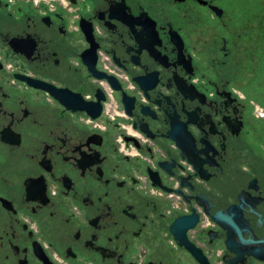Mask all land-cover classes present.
<instances>
[{
	"label": "flooded vegetation",
	"instance_id": "flooded-vegetation-1",
	"mask_svg": "<svg viewBox=\"0 0 264 264\" xmlns=\"http://www.w3.org/2000/svg\"><path fill=\"white\" fill-rule=\"evenodd\" d=\"M0 264H264V1L0 0Z\"/></svg>",
	"mask_w": 264,
	"mask_h": 264
},
{
	"label": "water",
	"instance_id": "water-1",
	"mask_svg": "<svg viewBox=\"0 0 264 264\" xmlns=\"http://www.w3.org/2000/svg\"><path fill=\"white\" fill-rule=\"evenodd\" d=\"M24 78H25V80H27L29 83L34 84L35 86H41L42 88H47V87H48L45 83H43V82H41V81H37V80H35V79H30V78H28V77H24ZM60 100H61V101L63 100V102H65L64 99H63L62 97H60ZM167 138L171 139L172 141H176V140H177L176 132H175L174 126H172V127L168 130V132H167Z\"/></svg>",
	"mask_w": 264,
	"mask_h": 264
},
{
	"label": "rangeland",
	"instance_id": "rangeland-1",
	"mask_svg": "<svg viewBox=\"0 0 264 264\" xmlns=\"http://www.w3.org/2000/svg\"><path fill=\"white\" fill-rule=\"evenodd\" d=\"M246 2H251V3H254V2H260V1H264V0H245Z\"/></svg>",
	"mask_w": 264,
	"mask_h": 264
},
{
	"label": "built area",
	"instance_id": "built-area-1",
	"mask_svg": "<svg viewBox=\"0 0 264 264\" xmlns=\"http://www.w3.org/2000/svg\"><path fill=\"white\" fill-rule=\"evenodd\" d=\"M50 1V0H49Z\"/></svg>",
	"mask_w": 264,
	"mask_h": 264
}]
</instances>
